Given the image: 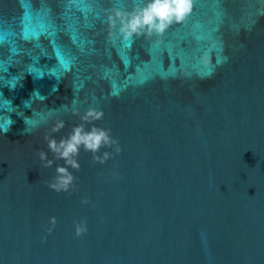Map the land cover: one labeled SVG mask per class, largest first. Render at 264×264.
Returning <instances> with one entry per match:
<instances>
[{
    "label": "water",
    "instance_id": "obj_1",
    "mask_svg": "<svg viewBox=\"0 0 264 264\" xmlns=\"http://www.w3.org/2000/svg\"><path fill=\"white\" fill-rule=\"evenodd\" d=\"M146 2L0 0V264H264V0H191L162 34L110 28ZM80 124L110 140L58 190L45 137Z\"/></svg>",
    "mask_w": 264,
    "mask_h": 264
},
{
    "label": "clouds",
    "instance_id": "obj_2",
    "mask_svg": "<svg viewBox=\"0 0 264 264\" xmlns=\"http://www.w3.org/2000/svg\"><path fill=\"white\" fill-rule=\"evenodd\" d=\"M191 11V0H147V2L142 7H138L131 13H121L116 12L115 18L112 16L109 17V25L110 28L116 27L117 20H119V28L118 31L122 35L123 39L128 40L131 39L134 35H146L151 36L153 32L157 34H162L165 29L173 23V21L179 23L184 16ZM111 31L109 35L111 36ZM35 66L29 67L26 72L30 74H34L35 78H43L46 74L44 69H40L39 73L33 71ZM47 74L50 76L56 77L58 80L61 78L58 76L53 67L48 68ZM15 77V76H13ZM23 78L17 81V83ZM17 83L6 84L10 89H14ZM57 88L54 85L52 91H56ZM2 95V93H0ZM46 96L42 95L39 90H34L31 94L29 100L24 101L25 107L32 108V105L37 101L42 103L46 100ZM5 101L12 106V102L8 99ZM49 109V108H48ZM58 111L56 109H49V113H54ZM33 112V108H32ZM73 114H79L78 109H72ZM22 112H18L25 124L26 128L23 132L30 134L32 128L35 127V123L32 119V116H25ZM102 116L101 112H97L94 109H88L81 116V120L88 121L89 118L99 119ZM14 121L9 117L8 126L2 127L0 126V134L6 133L10 130L11 124ZM64 126V122L62 120H57L52 129L53 132L59 130V128ZM47 141V148L50 152L55 154L57 159H61L64 161V165L56 166V177H54V183L51 185L54 188H67L68 185L73 181L74 177L72 173L69 171V167L71 168H79V164L75 159V156L80 151L81 147L85 150L92 151L96 153L99 151L102 143H109V135L106 130L99 129L97 127H91L90 129H86L84 124L76 125L72 128L71 132L67 135V137H62L59 141L53 137H45ZM107 156V154H105ZM39 157L42 162L45 163V166H51L54 161L47 158V153L43 150L39 152ZM79 234V230L78 233Z\"/></svg>",
    "mask_w": 264,
    "mask_h": 264
}]
</instances>
